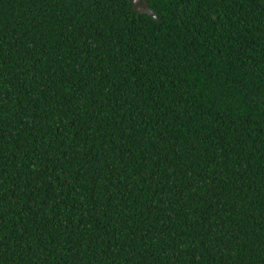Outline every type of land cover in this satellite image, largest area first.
<instances>
[{
	"label": "trees",
	"instance_id": "trees-1",
	"mask_svg": "<svg viewBox=\"0 0 264 264\" xmlns=\"http://www.w3.org/2000/svg\"><path fill=\"white\" fill-rule=\"evenodd\" d=\"M0 0V264H264V0Z\"/></svg>",
	"mask_w": 264,
	"mask_h": 264
},
{
	"label": "water",
	"instance_id": "water-1",
	"mask_svg": "<svg viewBox=\"0 0 264 264\" xmlns=\"http://www.w3.org/2000/svg\"><path fill=\"white\" fill-rule=\"evenodd\" d=\"M131 6L132 11L138 15H145L152 20L156 21L154 13L149 9L146 0H126Z\"/></svg>",
	"mask_w": 264,
	"mask_h": 264
}]
</instances>
